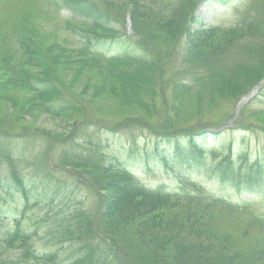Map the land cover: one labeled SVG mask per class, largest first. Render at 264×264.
<instances>
[{"label":"rangeland","instance_id":"1","mask_svg":"<svg viewBox=\"0 0 264 264\" xmlns=\"http://www.w3.org/2000/svg\"><path fill=\"white\" fill-rule=\"evenodd\" d=\"M63 3L0 0V234L16 231L20 218L23 231L37 230V253L57 251L64 261L73 249L52 247L50 228L82 210L95 215L99 198L92 184L105 190L114 207L122 195L113 189L116 173L107 168L118 162L148 188L162 187L190 203L204 196L211 213L197 217L217 238L226 234L232 250L264 248V87L232 128L218 135L199 131L225 128L235 101L261 83L264 49L251 40L226 45L231 32L249 20L257 34L264 30V11H257L264 0H203L186 34L181 26L167 32L137 23L157 56L122 33L125 6L103 5L115 33L93 46L73 32H93L92 27ZM154 58H163L162 79ZM32 80L50 86L35 91ZM192 145L202 164L178 158ZM225 156L238 166L240 157L245 165H259L262 172L252 186L216 175ZM57 165L67 170L52 173ZM80 178L87 183L80 185ZM183 205L175 209L187 215L191 210ZM144 216H109L102 226L132 248L139 264H156L139 241ZM18 245L5 248L1 259L35 263L19 258Z\"/></svg>","mask_w":264,"mask_h":264},{"label":"trees","instance_id":"2","mask_svg":"<svg viewBox=\"0 0 264 264\" xmlns=\"http://www.w3.org/2000/svg\"><path fill=\"white\" fill-rule=\"evenodd\" d=\"M199 1L106 0L104 2L101 0H64V5L70 11L83 17L85 26L92 27L93 32L85 27L74 30L77 36L91 45L96 41H109L107 35L115 33L114 28L110 27L111 21L108 17L110 14L103 8L105 3L112 8L117 5L125 6L123 15H130L135 33H139L151 43V40L138 30L137 23L152 24L167 32L176 26H181L186 34L190 30V22ZM257 11H264V8H258ZM262 23L264 24V16ZM240 29L243 32H231L226 45L227 48L229 46L236 47L240 41L251 40L257 42L258 50L264 49V30L257 34L252 20L236 30ZM204 37L207 35H203L201 38ZM189 40L192 38L187 41ZM29 48L27 44L24 45V50ZM219 49L220 46L215 48L216 51ZM157 61H160L161 64L153 63L154 69L158 77L162 79L163 58H158ZM263 79L264 75L261 77V80ZM30 84L35 91L46 90L50 86L46 80H32ZM199 131L205 135L204 128ZM197 152L195 145H192L189 150L178 154V158L184 162L195 160L196 165L202 164L204 160L198 157ZM239 163L238 166L230 156L221 157L215 166V173L217 176L234 181L239 186L242 184L252 186L260 176L262 169L257 164L245 165V158L240 157ZM107 169L116 173L114 174L113 189L117 195L118 192L121 193L122 200L117 198L115 206H110V200L105 190L96 186L104 194L101 223L104 218L109 216L129 219L135 213H146L142 219L143 221L147 220V224L139 228V241L141 246L148 251V259H152L156 264H262L264 262V248L249 252L234 251L229 245L226 234L225 237L217 238L210 232L211 227L205 226L202 218H207L208 213H211L212 203L206 200L204 196L197 197L194 203H190L185 199L174 198L165 194L162 187L151 189L144 186L119 163H114ZM183 203L185 205L182 208L191 210L187 215L175 209ZM15 222L16 231L1 234L0 251L5 248H13L15 243H19L20 258L35 260V263L32 264H48L56 261L55 255L40 256L37 254L33 245V238L36 236L37 230L28 233L21 229V221ZM50 230H52V235L55 238L53 241L55 244L71 243L77 246V256L70 259L71 261L66 264H139L132 254L130 246L115 242L112 244L125 254L127 263L112 248L100 243V239L94 231V220L90 215L85 216L84 210L72 217H62ZM100 231L111 239L117 240L108 230L105 232L100 229ZM1 257L2 254L0 253V264H5V260Z\"/></svg>","mask_w":264,"mask_h":264}]
</instances>
